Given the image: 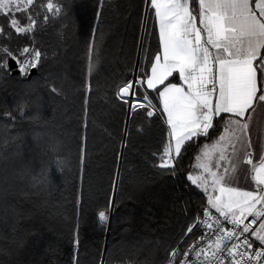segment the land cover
I'll return each instance as SVG.
<instances>
[{
  "label": "trees",
  "instance_id": "1",
  "mask_svg": "<svg viewBox=\"0 0 264 264\" xmlns=\"http://www.w3.org/2000/svg\"><path fill=\"white\" fill-rule=\"evenodd\" d=\"M146 5L39 0L28 6L31 31L0 37V46L41 53L29 79L0 72V264H165L206 205L186 176L219 128L173 175L153 155L169 141L164 121L146 107L128 116L117 96L135 73L149 75L160 51ZM169 81L179 84L173 76L140 87L159 115L157 92Z\"/></svg>",
  "mask_w": 264,
  "mask_h": 264
},
{
  "label": "snow or ice",
  "instance_id": "2",
  "mask_svg": "<svg viewBox=\"0 0 264 264\" xmlns=\"http://www.w3.org/2000/svg\"><path fill=\"white\" fill-rule=\"evenodd\" d=\"M25 2L32 6L39 0H0V15L8 19L7 28L0 25V37H8L10 30L26 34L35 26L37 21L32 8H25ZM149 3L159 21L162 56L156 54L153 57L150 76L142 75L135 83L128 80L119 86L118 99L128 105L132 116L135 109L144 108V101L149 100L147 94L140 95L143 83L146 82L148 89L156 90L173 72H178L179 79L187 84L185 91L169 81L157 92L163 98L170 140L153 155L157 157V166L171 169L173 175L179 170L188 149L200 147L204 142L199 138L210 139L217 128L220 134L212 148V151H219L214 165L217 170L221 168V162L229 158L226 147H230L233 154L240 150L246 152V163L252 165L251 179L255 188L240 191L213 170L210 166L212 152L206 150L204 144L205 159L194 165L201 170L200 174H188L186 179L206 193L209 189L211 193L218 191V195H209L208 203L224 217V221L213 220L209 215L206 226L213 230L212 239L205 240L208 234L202 233L198 238L201 242L189 247L183 255L192 257L187 264H200L197 258L211 249L212 256L217 259L210 264L222 261L252 264L264 258V207L257 208V205H264V155L253 163L254 146L247 131L249 123L243 118L249 109L255 110L254 101L264 102V55H261L264 50V0H149ZM47 10L59 11L52 3L47 4ZM19 12L25 13L23 19L16 14ZM197 20L200 27H197ZM40 57L39 51H30L28 47L13 51L0 46V72H11L15 64L16 71L26 74L30 67H36ZM258 72L261 76L259 89ZM145 114L151 117L154 112ZM221 122L223 127H220ZM194 159H200L199 154ZM249 216L253 218L244 223ZM98 218L105 220V212L99 211ZM226 224L232 227L226 229ZM253 225H258L259 230L253 229ZM198 227L194 223L186 229L185 236ZM183 245L182 239L176 251L170 253L169 264H185L177 259Z\"/></svg>",
  "mask_w": 264,
  "mask_h": 264
},
{
  "label": "crops",
  "instance_id": "3",
  "mask_svg": "<svg viewBox=\"0 0 264 264\" xmlns=\"http://www.w3.org/2000/svg\"><path fill=\"white\" fill-rule=\"evenodd\" d=\"M158 2H163V0H158ZM149 5H150V3H149ZM150 7H151V5H150ZM151 9L154 12V17H155V22H156V27H157L158 37H159L160 51L158 54H160L162 56L163 45H162V41H161L160 35H159V21H158V18L155 16V10L152 7H151ZM197 27H200L199 20H197ZM203 35L206 38V34H203ZM212 51L214 52L215 50L212 49ZM261 55H264V50H261ZM153 63H154V61H153ZM150 75H151V68L149 71V76ZM173 76H176L179 80V84H176V85L178 87L184 88V90L187 91V84L183 80L179 79V73L173 72L172 76H170L168 79H170ZM167 80H165V81H167ZM257 80H258V77H257ZM260 81H261V79H260ZM260 81L258 80V89L260 88ZM145 86L147 87L146 82H145ZM164 86H162L160 90H162L164 88ZM217 89H218V81H217ZM148 90H152V89H148ZM259 94H260V92L258 91L257 95L259 96ZM215 98H216V96L214 94L213 103H215ZM159 104H160L161 116L165 120V124L167 126V130H168V134H169V140H170V128L167 124V114L164 113V111H163V98H161V97H159ZM253 107L255 110L253 111L252 109H249L248 112L245 114V117L243 118V120H244V122L249 123V129L247 130L248 131V137H250L251 142L254 146L252 159H253V163L256 164L258 161V158L260 156L264 155V102L254 101ZM224 115H229V114H224ZM249 115L251 117L250 120H249ZM233 118L238 119L235 117H233ZM173 143H174V141H173ZM235 154H236V156H233V158L235 160L229 161L230 164L228 167H226L227 172L225 171V174L223 176L230 175V176H234V177H239L240 182L235 181L231 185L234 187H237L240 191H244V190H248V189H254L255 185L251 179V177H252V175H251L252 165H248L246 163V159H247L246 152L244 150H240V151L236 152ZM236 161H237V163H235ZM241 162H244L246 165H248V167L247 166H246V168L244 167L242 169V171L240 172L239 168L241 166ZM228 180L230 181L231 178H228ZM212 194H214V193H212ZM207 206H209V205H207ZM262 206L263 205H257V208H261Z\"/></svg>",
  "mask_w": 264,
  "mask_h": 264
},
{
  "label": "built area",
  "instance_id": "4",
  "mask_svg": "<svg viewBox=\"0 0 264 264\" xmlns=\"http://www.w3.org/2000/svg\"><path fill=\"white\" fill-rule=\"evenodd\" d=\"M209 215L212 217L213 220H217L218 219L220 222L224 221V217L220 216L219 213L214 211V209H212L209 206H203L202 208L197 210L194 213L193 224L194 223L198 224L199 227L198 228H194L192 232H188L187 236H185L183 238V240H184L191 233L194 234V238L185 246V248L182 251H180L181 255L179 257H177L178 260L185 261V264H187V262L192 259L191 256L185 257L183 255V253L187 252L189 250V247H191L192 245H195V244H198V243L201 242V241H199L198 238L202 235V233H207L208 234L207 236H205V240L212 239V231L213 230L212 229H208L207 226H206V224L208 222ZM252 218L253 217H251V216L247 217V219L244 220V223H247ZM193 224L191 225V227L193 226ZM225 227H226V229H230L232 227V225L226 224ZM252 227H253V229H257L258 225H253ZM245 235H250V234H245ZM213 247H214V245H213ZM262 247H264V246H262ZM254 250L255 249H253V251ZM197 259L200 262V264H210V262L214 261L217 258L213 257L212 256V250L208 249L205 253H203ZM166 264H169V261ZM220 264H228V262L227 261H222V262H220ZM252 264H264V258H261L259 261H253Z\"/></svg>",
  "mask_w": 264,
  "mask_h": 264
},
{
  "label": "rangeland",
  "instance_id": "5",
  "mask_svg": "<svg viewBox=\"0 0 264 264\" xmlns=\"http://www.w3.org/2000/svg\"><path fill=\"white\" fill-rule=\"evenodd\" d=\"M21 2H23V0H21ZM28 6H29V5H27L26 2H25V3H24V7H25V8H28ZM148 7L151 8L150 5H149V0H147L146 11H147ZM16 14L19 15V16L21 17V19H23V18H24V15H25L24 12H19V13H16ZM10 15H11V14H10ZM29 23H31V21H29ZM0 25H4L5 28L8 27V19L3 18L2 15H0ZM11 31H14V30H10V32H11ZM30 51H31V49H30ZM14 65H15V64H14ZM136 69H137V67H136ZM32 70L35 71V67H34V68L30 67V68L27 70V73H26V74H27V75H26L27 78H28V76H29V74H30V72H31ZM34 74H35V73H34ZM32 75H33V74H32ZM32 75H31V76H32ZM30 78H31V77H30ZM28 79H29V78H28ZM131 80H132L134 83L137 81L136 73L133 75V77H132ZM164 83H165V82H164ZM144 86H145V83H144ZM145 88L147 89L146 86H145ZM152 90H153V89H152ZM129 99H130V97H129ZM144 104H145V102H144ZM145 107L148 108V109H150L151 111H153L157 116H159V117L164 121V124H165V120H164V118H163L162 116H160V115H161V112H160V115H159L158 112H157L154 108H152L151 106H149L148 104H145ZM159 107H160V104H159ZM128 116H129V107H128ZM165 126H166V124H165ZM166 128H167V126H166ZM167 131H168V130H167ZM168 136H169V134H168ZM215 141H216V140H215ZM215 141H214L213 143H211V144H206V145H207V149H206V150L212 152V159H211L210 166L213 167V170L217 171L218 175H224V174H225V169H226V167H228L229 164H230L229 161H230V160L234 161L235 159L233 158V156H236V154H233V153H232V149H231L230 147H226V151H227V153H228L229 158H228L226 161L221 162V165H222V166H221L220 169L217 170V169L214 167V165H215V163L217 162V160H218V158H219V151H212L213 144L215 143ZM204 150H205V147L203 146V148H202V150H201V152H200V154H199L200 159H196L195 164H199V163H201V162L204 161V159H205V158L203 157V151H204ZM230 157H231V158H230ZM235 163H237V161H236ZM195 164H194V165H195ZM248 165H249V164H248ZM248 165H246L244 162H241V166H240V168H239V171L241 172L242 169H243L244 167L246 168V166L248 167ZM200 172H201V170H200L199 168H196V167H195V173H194L193 175H195V174H200ZM226 172H227V171H226ZM251 175H253L252 172H251ZM228 178H231V180L229 181ZM224 179H225V181L229 182L230 184L234 183L235 181L240 182V178H239V177H234V176H230V175L224 176ZM189 182H190V181H189ZM190 183H191V182H190ZM193 186H195V185H193ZM198 189L202 192V194H203L204 197H205L206 204L209 205V207H210V204L208 203L209 195H210V194H211V195H218V194H219L218 191H217L216 193L212 194V193H211V189H209V192H207V193L204 192L201 188H198ZM207 205H205V206H207ZM262 207H264V205H263ZM214 211H215V209H214ZM262 219H264V218H262ZM256 230H259L258 227H257ZM184 248H185V247L180 248V251H182ZM176 249H177V246H176V248H175L172 252H175ZM169 259H170V256H169L167 262L169 261ZM167 262H166V263H167ZM166 263H165V264H166Z\"/></svg>",
  "mask_w": 264,
  "mask_h": 264
},
{
  "label": "water",
  "instance_id": "6",
  "mask_svg": "<svg viewBox=\"0 0 264 264\" xmlns=\"http://www.w3.org/2000/svg\"><path fill=\"white\" fill-rule=\"evenodd\" d=\"M34 73H35V71L32 70V71L30 72L28 78H30L31 75L34 74ZM16 74H19V72L15 70V65L13 64V70L11 71V75H16Z\"/></svg>",
  "mask_w": 264,
  "mask_h": 264
}]
</instances>
